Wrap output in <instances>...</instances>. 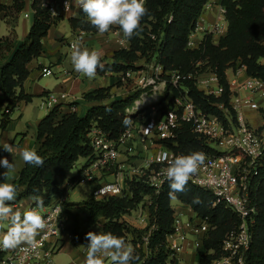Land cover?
Wrapping results in <instances>:
<instances>
[{
    "label": "trees",
    "instance_id": "1",
    "mask_svg": "<svg viewBox=\"0 0 264 264\" xmlns=\"http://www.w3.org/2000/svg\"><path fill=\"white\" fill-rule=\"evenodd\" d=\"M207 1L146 0L148 14L140 22L139 35L128 39V48L116 50L113 61L104 64V70L98 69L99 72L139 70L141 67L137 63L143 60L146 63L156 61L165 71L187 75L194 74L201 66L198 63L206 61L224 87L222 95H205L197 89L193 78L184 80L183 84L202 110L225 120L222 111L216 107V103H223L233 116L229 107L226 70L239 63L245 65L247 75L264 79V0H221L226 8V34L217 44L212 41V35H207L199 48L188 49L190 32ZM28 9L33 11V17L26 37L22 41L16 37H0V130L6 129L13 110L21 101L32 100V95L23 90V83L30 73L29 64L42 54V38L61 17L50 15L43 0H11L9 5L0 2V14L4 12V17L13 14V31L18 15ZM68 20L73 29L98 31L87 22L82 11ZM137 97L135 94L112 99L110 87H101L84 95L85 99L98 102L84 115L76 112L62 114L58 106L48 112L38 122L36 133L39 146L35 151L45 163L43 167L24 165L15 184V202L29 198L32 205L37 206L33 197L39 196L45 207L55 197H62L68 192L83 167L75 176L67 177L68 172L80 158L92 155L88 136L90 130L99 127L108 137L115 138L125 128L126 117L131 121H141L142 113L126 112ZM179 149L184 154H190L206 151L208 147L185 125L179 137ZM2 173L4 171L0 170ZM3 178L0 175V180ZM258 178L261 183L252 194L258 212L250 225L252 239L245 254L246 264H264V165L259 168ZM129 186L131 196L110 195L102 199L91 197L77 202H62L61 218L65 221V232L74 242H89L85 238L86 233L95 232L98 228L102 233L110 232L132 243L134 255L139 258L133 264H169L174 255L167 238L174 231L175 219L169 182H165L158 193L140 182H130ZM196 197H199L200 203H193ZM175 199L209 223L208 235L203 240L205 253L200 256L199 263L213 264L225 255L222 242L228 233L238 228L241 218L223 203L214 204L212 192L190 182L185 192L176 193ZM140 204L148 217L145 227L132 225L126 220Z\"/></svg>",
    "mask_w": 264,
    "mask_h": 264
},
{
    "label": "built area",
    "instance_id": "2",
    "mask_svg": "<svg viewBox=\"0 0 264 264\" xmlns=\"http://www.w3.org/2000/svg\"><path fill=\"white\" fill-rule=\"evenodd\" d=\"M44 6L54 17L82 11L77 0H50L44 2ZM205 11L215 12L214 19L209 24H205ZM24 16L29 18L30 14L25 11ZM226 27V8L217 0H208L196 19L186 47L199 48L206 34H224ZM116 41L120 49L129 46L125 37H117ZM151 64L154 73L148 77L142 75L141 69L116 72L119 80H133L132 84L142 90L139 98L126 108V112L142 113L143 119L131 121L115 138L108 137L99 127H93L88 135L92 155L84 158L86 164L81 167L82 173L72 182L71 188L101 180L102 175L109 174L112 178L99 183L91 192L92 198L131 196L132 191L125 184V178L148 185L158 193L167 182L164 175L167 163L159 162L157 157L162 153H167L169 159L187 155L179 149V137L183 126L188 125L196 138L208 147V150L203 151L206 154L205 164L189 182L212 192L214 204L223 203L241 218L238 228L228 233L222 242L225 255L213 264H246L245 254L252 239L250 225L258 212L252 194H255L254 191L261 183L258 178L259 168L264 165V114L261 115V125L253 126L246 115V109L259 112L264 110V79L246 75L245 80L239 83L238 78L246 71V67L237 63L232 69L231 77L227 78L229 107L233 116L223 103H216V107L224 115L225 120H222L217 114L202 110L189 95L188 87L183 84L184 80L193 78L197 89L205 95L221 96L224 87L214 70L207 76L198 78L195 73L186 75L173 70L165 71L156 61ZM51 74H54L51 67L42 68V75ZM57 103L56 95L49 94L42 106L50 112ZM132 156L139 158L137 164L128 162ZM127 170L130 177L125 173ZM64 201L62 196L39 209L29 205L27 210L37 209L48 226L37 236L34 247L22 245L13 250L0 248V264L50 263L55 247L46 249V245L65 231V221L61 218ZM174 217V231L167 238L173 251V259L187 248L189 233L200 236L201 240L198 242H203L202 239L207 237L210 229L209 223L196 214L194 222L182 220L179 214H174ZM147 218H142L140 222L147 221ZM186 227L190 230L187 231Z\"/></svg>",
    "mask_w": 264,
    "mask_h": 264
},
{
    "label": "crops",
    "instance_id": "3",
    "mask_svg": "<svg viewBox=\"0 0 264 264\" xmlns=\"http://www.w3.org/2000/svg\"><path fill=\"white\" fill-rule=\"evenodd\" d=\"M43 1L47 2L50 0ZM217 1L221 2V0ZM0 2L9 5L11 0H0ZM214 13V11L203 12V16L206 20L205 24L207 22H211L212 18L214 17ZM77 16V14H66L61 16L60 19L49 28L47 34L42 38L43 52L39 57L33 59L30 62V73L23 83L24 92L32 95V100L28 102L21 101L13 110L11 114V121L7 125L6 129L0 130V147H2L5 143H10L14 147V152L12 154L4 151L3 148H0V158L6 157L10 162L15 164V170L10 173L6 182H10L15 185L18 180L19 172L25 165L20 156V152L23 149L36 150L39 146V142L36 139L37 125L38 122L49 112V110L47 111L46 108L42 106L43 102L47 98V95H56L58 98V103L56 106H58L60 113L64 114L76 112L79 115H84L92 105L98 103L84 98L86 93L92 92L98 88L110 87L112 99H119L126 96V94H122L120 89H116V86L114 85L115 82L118 81L116 72L107 71L100 73L99 70H97L95 78L89 79L87 77L82 78V74L77 73L73 69L69 59L72 51V43L80 42L82 48H87L89 50L95 48L94 50L100 53L101 62L106 64L113 61L114 52L120 49L116 38L123 37L122 31L118 26H112V28L103 35H101L98 31L85 32L79 28L73 29L71 28L68 19L70 17ZM0 17H4V12L0 14ZM63 21H67L69 24V36L71 38L70 42L66 41L63 31L59 29V25ZM0 22L4 24L6 29L5 33L7 35L9 30L7 24H5L4 20L2 19ZM19 26V22H17L16 30L19 28ZM30 26L31 25L28 24L26 20H24L20 26L22 35L19 34L17 30L19 41H22L26 37ZM1 35L3 36L5 34L1 32L0 36ZM63 44L68 46H63ZM43 67H51L55 73L54 78H51L50 80H44L45 77L50 75H42ZM246 75L247 73L244 71L239 76V83L245 80ZM246 115L248 119L249 117L258 115L260 118L259 125H261V112L255 111L253 109H246ZM0 170L4 172L6 171V169L3 167H0ZM111 178L112 176L105 174L102 176L101 180L91 182L93 185L91 192L99 183L108 181ZM0 182H4V178L0 180ZM90 197L91 196L88 198ZM56 198L57 197H55L53 200ZM63 198L65 201H71L68 198V192L63 195ZM173 200L174 199H172L171 204L175 210V215L179 214L180 218L184 221L190 220L191 222H194L195 212L177 199H175V202H173ZM19 204L20 207L17 208V205ZM31 204L32 201L29 198H24L18 202H10V206L14 211L19 210L21 212L27 210V207ZM136 211L137 210H132L131 215L127 217L126 220L132 225L145 227L147 224L141 223V220L135 217ZM144 222L147 221L145 220ZM2 228L3 227H0V229ZM186 230L189 231L190 229L186 227ZM6 231L7 229H2V236L4 233H6ZM99 232L102 233L101 231ZM88 243L89 242H74L71 236L67 232L63 231L60 236L50 240L46 245V249H53V247H55L53 249L51 262L45 263L41 261L36 264H85L87 251L86 246ZM127 243L133 247L130 241H127ZM186 244L187 248L185 250H192L193 248L196 249L197 247L195 244H198L197 249L199 251L204 248L202 243H196V241L192 240L191 238L188 239ZM201 252L204 253V250H201ZM105 264H111V261L109 259H105Z\"/></svg>",
    "mask_w": 264,
    "mask_h": 264
},
{
    "label": "clouds",
    "instance_id": "4",
    "mask_svg": "<svg viewBox=\"0 0 264 264\" xmlns=\"http://www.w3.org/2000/svg\"><path fill=\"white\" fill-rule=\"evenodd\" d=\"M77 3L85 14L87 22H90L101 35L107 33L112 26H118L123 37L131 39L134 35H139L140 22L148 14L146 0H77ZM71 47L69 59L77 73L93 79L98 69L104 70L105 65L101 62L98 51L82 48L80 42H74ZM130 123L131 119L126 117L124 124ZM0 148L10 154L14 152V147L10 143H5ZM20 156L25 164L33 167H43L45 163L33 149H23ZM157 160L167 163L164 175L169 182V197L175 199L176 193L185 192L190 179L205 164L206 154L192 152L169 159L167 153H162ZM0 167L6 169L0 174L4 176V182H0V227L4 222L8 224L6 233L0 237V248L13 250L22 245L28 248L34 247L37 236L48 226L46 219L37 210L44 206V201L41 197L35 196L33 199L36 201L37 209L14 211L10 202L17 198V187L6 180L15 170V164L4 157L0 158ZM200 202L199 197L193 200V203ZM85 238L89 241L86 246L85 264H105V259H109L111 264H133L139 259L134 255L133 247L124 238L110 232L89 231Z\"/></svg>",
    "mask_w": 264,
    "mask_h": 264
},
{
    "label": "rangeland",
    "instance_id": "5",
    "mask_svg": "<svg viewBox=\"0 0 264 264\" xmlns=\"http://www.w3.org/2000/svg\"><path fill=\"white\" fill-rule=\"evenodd\" d=\"M27 12L30 14V17L29 18H25L24 17V13H20L18 15V20L17 22H19V25L21 26L22 23L24 22V20L27 21L28 24L31 25V20H32V17H33V11L31 9H28ZM79 14V12L77 13V15ZM13 14H8L7 17H0V20H4L5 24H7L9 30H8V33L6 35V29L4 27V24L0 22V33L2 32L3 34L5 35H1L0 37H6V36H9V37H16L17 40H18V36H17V30L19 32V34L22 35V30H21V27L19 26V28L16 30V27H15V30L13 31V28H12V24H13ZM214 18H212V21H213ZM16 22V24H17ZM210 22H208L209 24ZM227 26H228V23H227ZM30 28V27H29ZM59 29L63 31L64 33V38L66 39L67 42H70L71 41V38H70V27H69V24L67 21H63L60 25H59ZM227 29V27H226ZM14 32V33H13ZM226 34V31L224 34H216V35H212V41L214 43H218L219 40L221 39V37H223L224 35ZM199 36V35H198ZM207 36V34L205 35ZM204 36V37H205ZM202 37V36H201ZM203 37V39H204ZM63 46H68V45H64ZM95 48L93 49H90L91 50H94ZM240 61V60H238ZM264 61V60H262ZM198 65H201L198 70L195 72V75L198 77V78H202V77H205L207 76L208 74H210L212 72V67L210 64H208L206 61L204 62H199ZM137 66L141 67V71H142V75L144 77H148L150 76L152 73H154V69H153V66L151 63H146L145 61L141 60L137 63ZM235 66H232V68H228L226 70V75H227V78L231 77V74H232V69H234ZM55 76V73L54 74H51L50 76L48 77H45L44 80H50L51 78H54ZM86 76L82 75V78H85ZM118 81L115 82V86H116V89H120V91L122 92V94H126V96H129V95H138V98H139V95L141 93L142 90L138 89L137 86L133 85L132 84V81L133 80H127L125 82L124 81H121L119 80V77L116 76ZM48 111V110H47ZM262 111V112H261ZM261 115L264 114V110H261ZM250 116V114H249ZM145 117V116H144ZM143 119V118H142ZM141 119V121H142ZM249 121L250 123L253 125V126H257L260 124V118L258 115L256 116H253V117H249ZM130 162L131 164H137L139 162V158L138 157H130V160L128 161ZM86 164V160H84L83 158H80L75 166L73 167V169H71L68 174H67V177H72V176H75L79 169L84 166ZM129 170L125 171V173L127 174V177H130V173L128 172ZM125 174V176H126ZM109 175V174H107ZM133 175V174H132ZM101 176V175H100ZM103 176V175H102ZM130 179H126L125 178V184H127V187L130 189ZM93 185L91 182H86L84 184H79L77 185L76 187L74 188H70L69 191H68V198L69 200L71 201H81V200H84V199H88L89 196H91V189H92ZM91 198V197H90ZM173 202H175V199L173 200ZM135 210H137L135 212V217L137 219H142V218H147V215L146 213L144 212V209H143V205L140 204ZM145 215V216H144ZM141 223L143 224H148V218H147V222H144L142 221ZM147 226V225H146ZM2 229H7L8 227V224L7 222H4ZM2 229H0V237H2ZM99 229L98 228H95V232L96 233H99ZM192 239L194 241H196V243L198 242V240H201L200 239V236H197V235H192L190 234L189 238L188 239ZM205 239V238H204ZM202 239V241L204 240ZM203 244V242H200V244ZM195 246L198 248V244H195ZM195 249L193 248L192 250H183L182 252L178 253L177 256H175L174 260L170 261L169 264H200L199 263V260H200V256L203 254L201 252V250L203 251L204 250V253H205V248H202L200 251L198 249Z\"/></svg>",
    "mask_w": 264,
    "mask_h": 264
}]
</instances>
